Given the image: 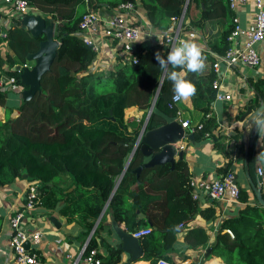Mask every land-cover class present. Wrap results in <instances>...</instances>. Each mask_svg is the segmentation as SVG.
I'll return each mask as SVG.
<instances>
[{"label": "trees", "instance_id": "1", "mask_svg": "<svg viewBox=\"0 0 264 264\" xmlns=\"http://www.w3.org/2000/svg\"><path fill=\"white\" fill-rule=\"evenodd\" d=\"M37 13L55 23L56 38L60 47L47 74L40 81L39 91L18 106L20 116L12 123L8 135L2 130L0 121V187L11 185L16 179L27 175V182L40 183L37 200L40 207L52 210L63 217L66 223L84 226V238L88 236L106 203L116 221L124 223L126 231L132 233L142 226L138 212L150 222L151 233L140 239L143 250L141 261L155 262L164 258L175 264L168 255L174 251L179 226L193 214L204 220L215 216L213 208L198 210L187 195L188 181L183 163L175 171L165 165L143 169L137 176L134 170L141 165V155L132 157L121 183L113 193L115 178L122 174L127 157L131 153L133 137L127 133L125 111L131 107L148 110L154 108L173 116L167 104L174 92L155 59L157 52L166 57L158 45L140 42L135 45V64H126L120 57L108 72H91L96 59L95 52L85 45L77 35L82 15L88 8H114L120 3L141 5L149 25L158 33L169 31L172 18L181 15L186 0H27ZM203 4L197 18H191L189 2ZM185 12L183 29L201 27L207 21L222 19L223 30L209 50L218 56L228 49L227 38L234 28V15L227 0H189ZM0 38V47L7 48L4 57L0 49V79L14 78L21 86L20 73L12 69L26 64L29 54L35 53L43 37H33L19 26H11ZM204 64L210 70L193 73L187 69H172L184 72V78L196 86L192 96L193 110L201 115V130L193 133L195 139L217 127L214 119H205L210 113L215 91L212 81L214 59L202 53ZM5 66V69L2 67ZM91 70V71H90ZM71 73L73 75H71ZM259 102L264 101V79L253 85ZM6 93L0 90V106H4ZM163 120L152 113L147 130L163 124ZM238 134L231 139L238 140ZM239 141V140H238ZM215 147L224 151L219 139ZM242 143L236 144L237 154L242 152ZM228 161L221 175L232 173L233 161ZM69 176L73 189L56 191L47 183H57ZM130 200V203H128ZM239 202L245 207L233 219L223 221L215 242L210 245L211 256L220 258L224 264H264V209L254 202L249 203L240 191ZM229 230L233 234H221ZM184 239L191 249L208 246V235L203 228H192ZM88 248H95L90 239ZM121 252L108 247V256L102 264H120Z\"/></svg>", "mask_w": 264, "mask_h": 264}, {"label": "crops", "instance_id": "2", "mask_svg": "<svg viewBox=\"0 0 264 264\" xmlns=\"http://www.w3.org/2000/svg\"><path fill=\"white\" fill-rule=\"evenodd\" d=\"M138 6L141 20L143 18L147 21L142 6ZM201 9H204L203 4L198 5L196 2L193 3L190 17L192 19L197 18ZM254 12V0H247L246 4L237 8L235 13L232 12V14L237 18L239 26L247 29L253 22ZM18 19L17 15L9 13L6 7L0 5L1 33H4L8 28L13 26ZM223 25L222 19L207 21L201 27L183 29L182 36L183 38H191L201 46L202 53H207L214 59L212 55L215 54L209 48L211 44L216 43L219 34L223 30ZM149 41L151 42L152 40ZM243 41L244 38H239L236 42L241 46ZM99 47L100 53L92 65V71H90L105 73L115 65L116 58L121 56L120 49L118 45L108 40H100ZM254 48L260 58V65L258 67L251 68L237 64L233 68L226 69L223 64L220 65L219 75L222 76V90L225 94L231 96V100L227 102L214 100L212 102L208 118L205 116V119L213 118L217 127L211 130V132H207L208 135L200 139H195L194 136L192 139L185 138L181 143L176 145V147H179L178 150L183 151L182 160H178L176 157L173 169L169 165H165L168 171L172 172L175 171L178 163H183L186 167L188 182L213 181L221 176L219 170L228 161L227 153L229 157H232V173L236 179V184L240 191L247 196L251 205L254 202H258L253 187L256 190H260L261 196L264 199V179H258L255 174L258 167L255 158L264 149L260 146L256 131L253 133V129L250 131L248 128L249 118L241 119L248 107L257 109L264 102L258 103L260 98L253 88V85L264 79V41L256 44ZM0 49L1 55L4 57L7 53V48L4 45ZM31 65L30 62H26L25 64L26 67H30ZM5 66L6 64L2 69H5ZM209 70L210 63L204 64V73ZM181 74L185 75L184 72ZM3 78L6 79L7 77L2 76L1 79ZM23 90L21 86L13 85L5 92L6 96L7 94L12 95L10 101L7 100L4 106H0V121L2 122V127L6 128L7 131L9 116L12 114V111L18 110V106L23 101ZM177 108L181 113L182 121H189L190 125L200 123L202 117L193 110L190 98L182 100ZM145 119L146 114L136 107H131L125 111L124 120L127 125V133L133 137V140L135 139V135L142 130ZM236 134L240 136L239 141L231 139ZM218 139L224 143V151H220L215 147ZM239 142L242 143L243 150L240 154H237L236 144ZM129 156L126 159L124 169ZM123 172L115 178V187L112 195L121 183L126 170ZM71 182V179L67 175L64 176V179H59L57 183L50 182L46 186L58 192L63 190L70 191L73 189ZM31 184L26 179L20 177L13 184L0 187V264H13L14 256L10 247L11 228L9 222L17 213L23 211L27 191ZM39 184L36 183L35 187L37 189ZM188 191L187 195L191 197V189L188 188ZM195 191L199 195L198 199L193 200L192 197L190 199L196 204V208L198 210L213 208L215 216L213 219L207 221L200 215L193 214L182 222L183 226H179L180 233L176 236V242L174 243V251L168 257L176 264H224L218 257L211 256L208 259L206 258L212 250L209 247L215 242L223 221L237 217L239 212L245 207V204L239 202L238 205H227L224 201L209 199L207 195L197 189H194ZM128 203H130V200H128ZM108 204H105L100 214L102 216L99 222L97 223V220L94 222L91 231L85 238L83 236L85 232L83 225L74 222L68 224L55 211L45 210L39 205H36L32 211H23L21 226L24 231L27 233L39 231L41 233L40 242L37 245H30V250L38 256L39 264H72L83 244L88 239L90 241L91 238L95 241V248L98 250L100 256L102 259H105L108 256V247L114 248V243L109 240L111 219L117 223L119 228L126 230L125 224L116 221L112 216L108 209ZM50 218H54L59 223V226L55 227L51 223ZM138 219L142 220L141 229L150 228L148 224L149 220L146 219L144 214L138 212ZM197 227L203 228L208 235V246L191 249L187 246V242L184 239L185 233L189 229ZM221 234L229 235L227 230H224ZM229 237L232 239L233 234L232 236L229 235ZM66 255H70L71 259H67ZM120 264H125L123 253H121ZM130 264H152V262L141 261L140 259Z\"/></svg>", "mask_w": 264, "mask_h": 264}, {"label": "built area", "instance_id": "3", "mask_svg": "<svg viewBox=\"0 0 264 264\" xmlns=\"http://www.w3.org/2000/svg\"><path fill=\"white\" fill-rule=\"evenodd\" d=\"M247 0H227L229 9L235 13L237 8L246 4ZM0 5L6 7L9 13L17 15L19 18L33 14L36 10L30 6L27 0H0ZM137 4L131 2H123L114 8H88L82 15L79 30L77 35L82 42L90 46L95 52L96 57L100 53L99 41L114 42L119 47L120 59L126 64H135L137 56L134 53L135 45L140 42H148L151 45H158L167 53L175 41L183 38V23L185 12L177 18H172V28L165 33H158L149 23L142 18ZM254 19L252 24L247 28H242L238 24L236 17L233 18L234 28L227 38L229 43L228 49L222 56L212 55L214 62L212 70L215 78L212 81V89L215 91V100L230 101L231 96L225 94L222 90V76H220V65L230 69L237 64H242L251 68H256L260 65V58L254 46L264 41V4L263 0H254ZM0 38L5 39L6 34L0 32ZM239 38H244L242 45L239 46L236 42ZM149 40H152L151 42ZM25 66V65H24ZM15 85L14 78L0 79V90L6 92L10 87ZM182 101V100H181ZM181 101L174 99L167 104V108L174 112L173 117L179 121L181 127L185 130L186 135L193 134L202 129V123L190 125L189 121L181 120V113L177 106ZM208 118V115L206 116ZM208 134L205 133L204 136ZM256 168L255 174L258 179H264V173L258 172ZM36 183H32L28 188L26 201L23 206V211L29 212L38 204ZM188 187L191 189V197L197 200L199 195L194 192V189L199 190L211 200L224 201L227 205H238L240 189L235 183L233 173H226L219 176L213 181L188 182ZM17 213L10 219L11 237L10 247L13 253V264H39L38 256L35 252L25 248V243L37 245L40 242L41 233L39 231L27 233L21 226L22 212ZM183 224H180L182 227ZM151 233L150 228L139 229L132 232V236L138 240L144 238ZM227 233L232 236V233L227 230ZM89 240H87L78 255L74 258L72 264H102V257L96 248H88ZM67 259H71L70 255H66ZM165 264H172L164 258H160L152 264H159L160 261ZM185 264V263H180Z\"/></svg>", "mask_w": 264, "mask_h": 264}, {"label": "water", "instance_id": "4", "mask_svg": "<svg viewBox=\"0 0 264 264\" xmlns=\"http://www.w3.org/2000/svg\"><path fill=\"white\" fill-rule=\"evenodd\" d=\"M188 1L189 0H186L184 4V12H186ZM14 25L28 31L33 37L44 38L39 43L38 50L35 53L29 54L26 58V61L32 64L30 67L17 65L12 69L17 73H20L21 85L26 87L22 92V102H26L39 91L41 78L49 72L60 47V43L55 39V23L51 22L47 17L40 15L35 16L33 14L26 15L19 18ZM71 75L73 74L71 73ZM263 110L264 102L257 109L248 107L241 119L244 120L247 117L249 118L251 114ZM142 112L146 114V119L142 130L135 135L134 141L130 143V146L132 147L131 153L124 172L136 152L141 155V165L134 170V173L137 176L143 169L154 168L157 166L169 165L170 168L173 169L176 157L178 160H182L183 158V151L178 150L179 147H176V145L181 143L185 138L192 139L193 135H186V132L181 127L179 121L176 120L175 117L154 108V103L148 110H143ZM152 113L158 115L164 123L158 128L147 130L148 120ZM19 116L20 112L18 110L12 111L7 123L8 132L12 127V123ZM254 132L255 129L253 128V133ZM22 178L27 179V175H22ZM253 189L259 205L264 208V199L261 196L260 190H256L254 187ZM101 216L102 215L97 219V223ZM111 220L112 224L111 233H109V240L114 243L115 250L124 254L125 264H130L142 259L143 250L140 245V240L134 238L130 232L119 228L117 223L113 219ZM50 221L55 227L59 226V223L54 218H50ZM148 224L150 225L149 222ZM24 246L27 250L30 249L29 242H26Z\"/></svg>", "mask_w": 264, "mask_h": 264}, {"label": "clouds", "instance_id": "5", "mask_svg": "<svg viewBox=\"0 0 264 264\" xmlns=\"http://www.w3.org/2000/svg\"><path fill=\"white\" fill-rule=\"evenodd\" d=\"M155 59L159 66L165 70L167 78L172 82L175 100H188L196 94L197 89L195 84L184 78V75L180 72L175 70L169 71V66L172 69H187V71L193 73L202 71L204 68V58L201 46L191 38H179L175 41L166 57L157 52ZM249 121V130L255 129L260 146L264 149V111L251 114ZM255 160L258 165V172L264 173V150L259 152ZM159 264H165V262L161 260Z\"/></svg>", "mask_w": 264, "mask_h": 264}, {"label": "rangeland", "instance_id": "6", "mask_svg": "<svg viewBox=\"0 0 264 264\" xmlns=\"http://www.w3.org/2000/svg\"><path fill=\"white\" fill-rule=\"evenodd\" d=\"M192 5H193V1H191V2H189V4H188V8H190V9H192ZM29 15H31V14H29ZM33 15H40V16H42L41 14H39V13H37V12H34L33 13ZM43 17H45V16H43ZM54 34H55V38H56V32H54ZM4 80H5V78H3ZM12 99V95L11 94H7V96H6V100L5 101H7V100H11ZM2 130H3V133L5 134V135H8V131L6 130V128H4V127H2ZM176 264V263H175Z\"/></svg>", "mask_w": 264, "mask_h": 264}]
</instances>
